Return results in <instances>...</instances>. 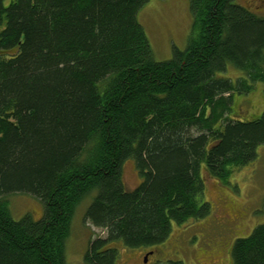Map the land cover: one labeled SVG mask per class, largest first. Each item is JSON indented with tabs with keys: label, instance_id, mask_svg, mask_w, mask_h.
I'll return each mask as SVG.
<instances>
[{
	"label": "trees",
	"instance_id": "obj_1",
	"mask_svg": "<svg viewBox=\"0 0 264 264\" xmlns=\"http://www.w3.org/2000/svg\"><path fill=\"white\" fill-rule=\"evenodd\" d=\"M147 0H0V264H67L79 204L105 231L83 264L154 249L172 223L204 218V175L227 181L264 145V111L234 114V94H264V16L234 0H189L186 47L155 59L137 18ZM228 65L235 80L218 75ZM241 117V118H239ZM132 161L138 184L127 188ZM39 199L14 218L7 195ZM264 264V222L231 246Z\"/></svg>",
	"mask_w": 264,
	"mask_h": 264
},
{
	"label": "rangeland",
	"instance_id": "obj_2",
	"mask_svg": "<svg viewBox=\"0 0 264 264\" xmlns=\"http://www.w3.org/2000/svg\"><path fill=\"white\" fill-rule=\"evenodd\" d=\"M254 14L264 16V0H234ZM138 21L143 26L153 55L157 60L169 59L173 48L186 47L191 30L189 0H147L139 9ZM235 80L241 71L228 65L219 73ZM232 108L242 119H253L264 111L263 84L255 82L248 93L234 94ZM241 118V117H239ZM204 175V198L211 211L204 218L183 224L172 223L168 238L152 249L142 264H232L231 246L237 237L247 236L254 226L264 222V145L257 148L254 160L233 170L227 181ZM123 179L127 188L139 180L132 161L123 165ZM11 214L20 218L29 214L33 220L43 215L42 202L30 194L14 192L7 195ZM90 197L76 208L71 230L65 241L67 264H83L89 242L104 236L105 231L94 227L84 218ZM149 248H122L117 264H140L143 252Z\"/></svg>",
	"mask_w": 264,
	"mask_h": 264
},
{
	"label": "flooded vegetation",
	"instance_id": "obj_3",
	"mask_svg": "<svg viewBox=\"0 0 264 264\" xmlns=\"http://www.w3.org/2000/svg\"><path fill=\"white\" fill-rule=\"evenodd\" d=\"M87 251V250H86ZM152 249H146V251L143 252V256H142V259H141V263L142 264V261L144 260V262H147L149 260V256L152 254ZM119 261V256L118 258L116 259L115 263L114 264H117ZM83 262V261H82ZM132 264H134V261L132 260Z\"/></svg>",
	"mask_w": 264,
	"mask_h": 264
}]
</instances>
